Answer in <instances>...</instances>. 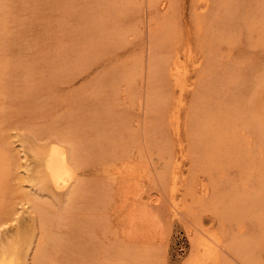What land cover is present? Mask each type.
Instances as JSON below:
<instances>
[{"label":"bare ground","instance_id":"bare-ground-1","mask_svg":"<svg viewBox=\"0 0 264 264\" xmlns=\"http://www.w3.org/2000/svg\"><path fill=\"white\" fill-rule=\"evenodd\" d=\"M5 2L0 0V10ZM149 3L155 19L147 54L133 53L110 68L105 66L114 58L108 53L128 43L122 14L129 15L136 0L64 5L73 25L67 39L74 44L83 39L75 55L78 69L104 70L89 85L81 119L75 114L63 127L54 118L24 126L22 140L34 146L30 167L18 163L11 135L0 128V264H166L164 255L154 254L160 247L148 232L152 227L147 230L146 213L125 219V225L127 219L132 224L123 239L106 240L112 183H121L124 192L139 190L152 153L163 161L159 185L170 216L195 218L186 228L190 247L182 264H232L228 252L239 264H264V65L250 60L240 68L239 52H231L237 42L264 51V0L250 8L239 0H203L193 11L192 26L179 25L174 11L168 15L173 0ZM50 7L51 0L30 6L37 13ZM17 39L0 24V93L5 95L14 92V70L23 65L20 57L7 59ZM69 51L59 49L52 69L63 65L58 57ZM40 67L36 61L29 71ZM22 98L32 101L30 87ZM128 98L136 107L124 105L121 99ZM39 108L47 112L46 104ZM21 167L33 193L23 192L25 201H14L15 206L9 196L22 190ZM198 172L203 176L196 181ZM188 198L207 212L206 228L200 213H191ZM17 205L28 214L25 223L2 240L1 227L21 218Z\"/></svg>","mask_w":264,"mask_h":264},{"label":"rangeland","instance_id":"rangeland-1","mask_svg":"<svg viewBox=\"0 0 264 264\" xmlns=\"http://www.w3.org/2000/svg\"><path fill=\"white\" fill-rule=\"evenodd\" d=\"M5 1L2 10H0V24L4 30L12 33L13 36L21 37V39L11 42V45L16 42L14 50L19 51V53L9 50L7 59L12 63L15 62V57H20L23 65L22 67L16 65L15 67L16 76L11 83L14 92H9L6 95V92L0 93V128L6 134L11 135L12 146L17 157H20L18 163L26 162L29 163L30 167L33 162V151L31 152L30 149L32 150L34 146L32 147L31 143L23 142L21 135L25 131L24 126L26 124L40 125L43 121L54 118V120H58V126L63 127L67 123H72V116L75 114H78L75 119H81L82 115L86 113V96L90 90L89 85L92 82H97L98 75L103 72L104 67H99L93 71L89 68L91 65L89 67L84 66L81 70L78 69L80 60L75 55L80 53L79 47L80 43H83V39L78 40L77 38L79 44L77 42L74 44L76 40L69 41L67 39V34L73 25L68 23L63 7L70 0H51L50 9L39 13L30 6L39 3L41 0ZM202 2L203 0H173L174 5L166 11H168V15L173 14V11L176 13L178 19H174L179 25L181 22L186 24L185 21H189L192 26L193 11L197 12ZM239 3L242 7L250 8L255 6L256 0H239ZM213 11L214 7L212 8ZM49 18L50 21H53L51 25H49ZM122 18L123 24L129 27L126 33L127 37L125 36L128 43L114 49L112 53H108L109 58L110 56L114 58L112 61H107L109 64L105 67L108 68L118 61L128 59L133 53L147 54L145 47L148 42L150 22L155 19V9L149 0H136V4L131 8L129 15L122 14ZM65 48H70V51L68 53L63 52L57 60L64 58L63 65L56 63V67L52 69L51 64L55 63L57 52L59 49ZM122 51L121 55L114 56V54ZM231 52L233 55L239 52L238 57H241L236 58H238L240 68L250 64V60L258 61L259 68L264 65V51L251 47L247 43L237 42ZM36 61L41 64V67L30 72L29 70ZM88 71H92L89 76L87 75ZM144 81L143 76L141 77V84ZM28 87L31 88L33 95L30 103L25 102L22 98V94L28 91ZM260 93L262 103H264V84L261 86ZM121 100L126 107L129 102L132 103L131 106L136 107V100L130 98L126 101ZM41 104L47 105V112L41 111L39 108ZM261 111H264V106ZM37 142L38 140H32L35 145ZM158 158L155 153L150 155L147 167H145L146 173L138 182L139 190L124 192L126 188L121 183L118 181L112 183V201L110 205L106 206L110 221L106 240H110L112 237H115L114 240L123 239L129 233L132 224L127 219L128 225H125V219L131 216L135 220L134 216L139 215V213H146L148 220L145 225H149L147 230L152 227L148 232L154 243L160 247L154 251V254L158 258L164 255L166 264H182L190 247L186 228L193 226L195 218L192 214L189 217L183 213L179 217L170 216L168 197L159 185V174L162 171L163 161L160 164ZM19 171V175L25 178L22 182V190L19 192L12 191L9 196L10 202L12 201L15 206L14 201H25L22 198L23 192L33 193V191H29L32 188V183L25 177L24 168L21 167ZM14 173H16L15 170ZM202 176V172L196 173V181H199ZM16 182L14 179L11 183L15 185ZM186 203H190L191 213H200L202 224L206 228L209 225L206 220L207 216H205L207 212H200L199 207L191 204L190 198L187 199ZM17 206V217L21 218L9 221L1 227L2 240L9 239L15 233L16 227H21L25 223L28 214L20 212L19 205ZM233 228L234 225L230 229ZM5 234H8L7 237L4 236ZM139 237L136 234L135 241ZM262 252L264 253V251ZM232 256L228 252V259L232 261V264H239Z\"/></svg>","mask_w":264,"mask_h":264}]
</instances>
